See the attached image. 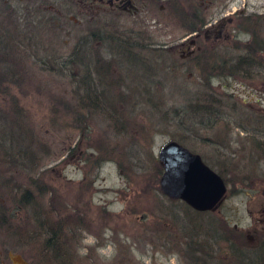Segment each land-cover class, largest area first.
<instances>
[{"label": "rangeland", "instance_id": "1", "mask_svg": "<svg viewBox=\"0 0 264 264\" xmlns=\"http://www.w3.org/2000/svg\"><path fill=\"white\" fill-rule=\"evenodd\" d=\"M242 2L264 13V0H236L221 14ZM41 25L23 43L9 41L8 24L0 29L7 37L0 44V211L5 226L20 227L16 249L25 261L47 264L40 232L61 220L69 236H58L64 245L51 249L48 264H171L173 253L181 264H264V162L249 154L247 142L257 138L242 130L249 111H264V73L204 81L192 56L179 57L183 27L165 28L162 37L152 29L160 46L175 48L171 57L130 59L119 44L77 45L93 28L71 27L66 36L67 29ZM247 30L264 38V23ZM66 53L75 54L65 60ZM206 96L214 111L193 110ZM174 138L226 179L215 209L196 214L160 191L158 151ZM84 231L96 247L112 245L110 259L95 248L76 254Z\"/></svg>", "mask_w": 264, "mask_h": 264}, {"label": "flooded vegetation", "instance_id": "2", "mask_svg": "<svg viewBox=\"0 0 264 264\" xmlns=\"http://www.w3.org/2000/svg\"><path fill=\"white\" fill-rule=\"evenodd\" d=\"M181 3V0H0V29H4L5 24H8L6 29L14 28L9 41L23 43L35 34L37 22L40 25L43 23L51 25L61 32L67 29L66 36L69 35L71 27L80 28L85 25L84 27L87 26L93 30L79 37L77 45L89 41L97 47L104 43L119 44L124 50L119 52L120 55H126L130 59L148 57L149 53L157 58L165 59L176 53L171 52L175 48L165 43V37L162 41L165 44L160 46L159 41H154L155 37L151 35L152 29L159 33V37H162L165 28L170 30L175 27L173 31H176L181 27L185 29L189 23L195 26V29L185 31L186 37L179 38L180 45H184V50L180 51V58L186 60L192 56L194 59L196 53L204 49L201 44L208 45L206 48L210 51L211 60H214V52L220 49L222 55L216 54L218 58L222 56L225 60H232L238 59L235 57L239 56L242 70L246 69L245 59L248 58L249 70L252 74L264 73V66L261 69L259 63L264 56L261 50L260 53L255 52L254 55L247 54L244 48L241 51L239 49V53L230 52L232 44L244 45L253 40L247 28L264 23V13L247 10L246 3L242 2L239 9L221 14V11L229 9L232 4L236 3V0H190V5L187 3L181 5ZM68 22L70 25L67 24ZM242 31L248 34L245 41L239 39L238 34ZM3 34L0 35V44L7 41V37ZM166 39L174 40L176 36L168 35ZM258 40L264 41V38L258 37ZM98 52L96 51L95 55ZM74 54L66 53L62 56L66 60ZM84 54L85 52L81 55ZM254 61L257 62L259 68L254 67ZM6 198L8 197H5V201ZM0 203H3L2 198H0ZM4 207L6 208V205ZM2 216L5 215L3 211H0V264H22V262L30 264L16 249L21 244H19L21 239L18 231L20 227L5 226L7 223L5 217ZM17 219L12 220L14 224H19L20 219ZM8 225L11 224L8 223ZM48 229L41 230L40 233L44 235L46 230L51 233L52 230ZM68 230L63 229L65 236H69ZM32 231L37 232L38 230L33 229ZM47 247L49 246H46L44 251H47L48 255L50 250ZM48 259H50L49 255L47 261Z\"/></svg>", "mask_w": 264, "mask_h": 264}, {"label": "water", "instance_id": "3", "mask_svg": "<svg viewBox=\"0 0 264 264\" xmlns=\"http://www.w3.org/2000/svg\"><path fill=\"white\" fill-rule=\"evenodd\" d=\"M158 160L163 167L159 179L163 195L182 200L196 211L219 206L226 193L225 182L199 154L176 141H169L158 151Z\"/></svg>", "mask_w": 264, "mask_h": 264}, {"label": "trees", "instance_id": "4", "mask_svg": "<svg viewBox=\"0 0 264 264\" xmlns=\"http://www.w3.org/2000/svg\"><path fill=\"white\" fill-rule=\"evenodd\" d=\"M186 22H188V21H186ZM188 24L189 23H187L186 31H192V30L195 29V26H192L191 24L188 25ZM250 33H251V35L253 37V40L250 43L244 44V45H241L240 43H235L234 45L231 46L230 50L239 51V49H240V51H241L242 48H244V49H246L247 54H251V55H254L255 52L260 53V50L262 52H264V41L258 40L257 39L258 35H255L253 32H250ZM251 47H253L255 49H252ZM209 54H210V51L207 50L206 47H204V49H202V50H200V51H198L196 53V56L193 59L195 66L198 68V71L201 74L200 78H202L204 81H208L209 82L213 77L221 78V77H225L226 76V77H232V78H236V77L248 78L249 76L252 75V73L249 70L250 66L248 65V63L250 61H249L248 58L245 59V61L247 63L246 69L242 70L243 67H242V63H240V59L241 58H239V56L235 57V58H238V59H235L234 62L228 64V61L225 60L224 57H221L220 59H217L215 61V63H213L211 61V58H210ZM214 60H215V58H214ZM72 63H74V62H72ZM254 63H255L254 67L259 68V65L257 64V62L254 61L253 64ZM259 63L261 64V69H262L263 66H264V56H263V58L260 59ZM77 65L78 66L81 65L80 61H79V63ZM92 68H93V66L89 68L86 65L85 66V69H86L85 71L89 70L91 72L90 69H92ZM243 71H245V72H243ZM259 74H263V73H259ZM87 78L88 77H86V79ZM87 82H89V81H87ZM79 83L81 85H83V83H81V82H79ZM86 84H88V83H85L84 85H86ZM206 85H208V84H206ZM92 86H93V88L95 87L94 84H92ZM93 97L95 98L94 95H93ZM100 97L105 99L104 95L99 96V99L101 100ZM91 100H94V99H91ZM204 101L205 102L201 101V102H198L196 105H194L193 106L194 107L193 110L200 109L198 111L202 110L205 114H208L209 110L211 109V105H212V111H214L213 104L210 103V101L208 100V96H206V99ZM215 106L217 107L218 105H215ZM247 114H249V115H247L248 116L247 117V120H248L247 127L246 128L242 127V130L245 132V134L247 136V139L251 140L252 138H255V137L257 138L255 141L251 140V141L247 142L250 145V149H249L248 152L251 155L252 154H256L258 157L262 156L260 159L264 162V120H263L264 119V111L260 112V111H253L252 110V111H249ZM259 118H261V119H259ZM257 119H259V120L257 121ZM173 140L177 141L178 143L183 145V140H180L179 138H176V139L174 138ZM203 161L207 164V162L204 159H203ZM209 165L208 166L211 169H214L211 166V164H209ZM160 166L161 167H160L159 171H161V169H162V165L161 164H160ZM223 180H224V182L226 181V179H223ZM194 212L196 214L201 213V212H197V211H194ZM64 226H66V225L63 224V222H61V220H56L51 225H49V227H48L49 229L52 230L51 233H49L47 230L44 231L45 233H44V238H43V241H44V245L43 246H44V248H46V246H50V247H47V249L50 250V254H51V252L53 250L56 251L58 249V247L60 248L61 246L64 245L63 244L64 241L60 242L59 239H58V236H60L62 238ZM44 229H47V228H44ZM51 249H52V251H51ZM41 261L42 260L39 259L38 263H41ZM49 261H50V259L47 261V264H48Z\"/></svg>", "mask_w": 264, "mask_h": 264}, {"label": "clouds", "instance_id": "5", "mask_svg": "<svg viewBox=\"0 0 264 264\" xmlns=\"http://www.w3.org/2000/svg\"><path fill=\"white\" fill-rule=\"evenodd\" d=\"M97 243L98 241L95 236L89 234L86 231L82 232V238L79 241V246L76 248V254L83 258L89 254L90 248H95L97 257L101 258L102 260L110 259L108 253L112 251V245L106 244L102 247H96ZM172 257L171 264H181L179 254L173 253Z\"/></svg>", "mask_w": 264, "mask_h": 264}]
</instances>
